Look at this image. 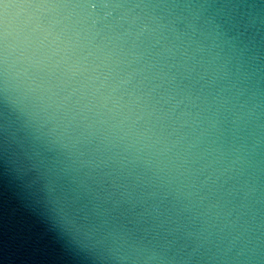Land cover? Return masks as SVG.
<instances>
[{
  "label": "water",
  "instance_id": "95a60500",
  "mask_svg": "<svg viewBox=\"0 0 264 264\" xmlns=\"http://www.w3.org/2000/svg\"><path fill=\"white\" fill-rule=\"evenodd\" d=\"M0 264H264V0H0Z\"/></svg>",
  "mask_w": 264,
  "mask_h": 264
}]
</instances>
